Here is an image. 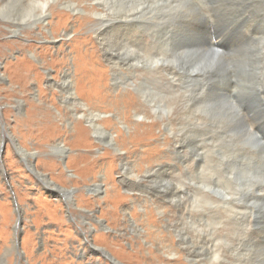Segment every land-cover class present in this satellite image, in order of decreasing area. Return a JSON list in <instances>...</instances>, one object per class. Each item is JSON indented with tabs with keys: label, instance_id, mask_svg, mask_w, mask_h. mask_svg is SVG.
<instances>
[{
	"label": "rangeland",
	"instance_id": "374dc122",
	"mask_svg": "<svg viewBox=\"0 0 264 264\" xmlns=\"http://www.w3.org/2000/svg\"><path fill=\"white\" fill-rule=\"evenodd\" d=\"M48 1L34 29L35 0H0V264H201V235L239 243L210 197L243 187L229 118L264 87V0Z\"/></svg>",
	"mask_w": 264,
	"mask_h": 264
},
{
	"label": "bare ground",
	"instance_id": "6f19581e",
	"mask_svg": "<svg viewBox=\"0 0 264 264\" xmlns=\"http://www.w3.org/2000/svg\"><path fill=\"white\" fill-rule=\"evenodd\" d=\"M35 2H37L41 10L40 12H37V13L35 12L36 14L30 17V19L27 18L26 20H24L25 21L24 25H28L29 27L34 28V29H38L40 24L45 22V18H46L45 16H47V14L50 11L49 9L50 5H49L48 0L46 1L45 0L44 1L35 0ZM99 14L101 15V13ZM122 22L123 23L118 24V25H112L111 27L108 26L109 27L108 32L117 30L118 27H122L124 29V25L126 26L128 23L124 22V20ZM131 23L132 24L131 25L129 24L130 26H126L125 29L127 28L128 32L130 31L134 33V31L137 30V28L133 22ZM17 25L19 26V24ZM106 29L107 27L104 28L100 33L106 32ZM136 37L139 38V35H136ZM215 44H217L218 46H221L224 43L221 40H218L217 42H215ZM218 51L219 50L217 48L210 49L206 54V59H204L201 62V64L196 67V69H200V67H201V70L206 68L208 66L207 61L209 57H213L215 55L217 56ZM105 54H106L105 56L106 59L111 64L113 65L118 64L115 60L117 57L115 53H113L111 50H105ZM125 65L127 64L125 63L122 64V66H125ZM70 79H71V74L66 73L64 76L63 86L68 88V86L71 85ZM72 82L74 81L72 80ZM115 85L116 87H118L119 85H123V83L115 82ZM129 96L130 94L128 95V98H125L124 100L127 102V104L132 106L133 104H135V99ZM68 101H71V102L73 101V104L75 106L73 111H74V115L77 118L87 119V118H90L91 115L94 118L95 117L101 118V113L94 114L93 112H90L89 116L87 115V113H81V114H79V112L77 113L76 106L77 104L81 102L79 101H78L79 103L76 102V98H74L73 95L72 96L70 95V98ZM237 105L235 106L234 111H232V113L230 114L229 124H230L231 129L236 133L235 140L240 143V148L242 145V149H238L239 157L242 159L247 158L249 163L247 165V163L244 160V162L241 164L242 167H240L238 176H236L238 172L236 173V171L234 170L232 172H229L228 180L231 181L230 182L231 184L233 183L232 186L236 187V186L241 185L243 187H241L242 189L238 190L237 192H235L232 187V189L229 192L227 193L224 192L223 193L224 195H222L221 197H218V198L210 197V201L217 203V208L215 212L218 214L219 223L223 225L222 228L227 226L225 225L226 224L225 221L229 222V227L223 229V231H225L228 228H231L230 230L226 231V236H229L232 234V231L234 230V226L237 222H240L242 224V227H243L242 233L236 240L239 243L234 242V241L225 242L224 247L212 246V242L213 240H216V238L211 239L207 235H201V264H238L239 262H241V257H245L246 264H264V87H262L259 90L253 89V91L250 93V96L247 97L243 102H241L240 105L238 106ZM82 106L84 108H88L85 105H82ZM89 110L90 109L88 108V111ZM137 117H140V116H137ZM90 122H91L92 127H94V129H96L97 131L103 132L104 128H102L101 125L98 122H96L95 119L92 118ZM153 127H154V123H150L149 125H147L145 129L146 131H143L141 135L145 136L146 133L150 134L152 132ZM205 139H208V138H205ZM110 140L111 142L114 143L113 136H111ZM202 141L203 139L201 138V143ZM57 149L59 151H62V153L66 152V148L61 144L58 145ZM250 160H251V165H250ZM126 178H124V184L126 186H129V188H133L134 182H131L129 178L128 179ZM50 185L52 186L53 184L51 183ZM139 186H141V184ZM53 187L61 191V188L57 187L56 185H54ZM183 190L184 189H181L180 187H178L173 191L172 194L171 193L170 194L172 196H176V195H179L180 192H183ZM116 193L117 192L112 194L111 197L114 198ZM171 199L173 200V198ZM160 208H162V206ZM224 218H227V220H224ZM219 236H220L219 240H221L224 235L219 233ZM244 250H246V253L245 255H242ZM208 254L210 256V260L206 262L207 260H205L203 257ZM172 256H176V254H173ZM109 257L111 258V256ZM112 260L116 261L113 258ZM116 262L118 264H122V263H119L118 261Z\"/></svg>",
	"mask_w": 264,
	"mask_h": 264
},
{
	"label": "water",
	"instance_id": "95a60500",
	"mask_svg": "<svg viewBox=\"0 0 264 264\" xmlns=\"http://www.w3.org/2000/svg\"><path fill=\"white\" fill-rule=\"evenodd\" d=\"M36 172L39 173L38 171H36ZM59 188H61V191H59V189H57L58 192H59V194L62 195L64 198H67L68 199L69 198V192H70L69 189H65V188H62V187H59ZM18 238H19V235L17 237V242L19 243Z\"/></svg>",
	"mask_w": 264,
	"mask_h": 264
}]
</instances>
